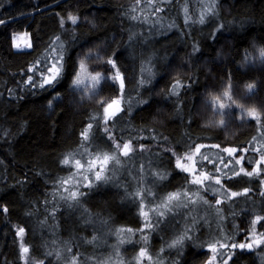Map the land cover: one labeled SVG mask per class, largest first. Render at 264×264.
Listing matches in <instances>:
<instances>
[{
	"label": "trees",
	"instance_id": "16d2710c",
	"mask_svg": "<svg viewBox=\"0 0 264 264\" xmlns=\"http://www.w3.org/2000/svg\"><path fill=\"white\" fill-rule=\"evenodd\" d=\"M70 14L78 17L75 25L68 19ZM150 18L155 19L153 26L148 25ZM0 20L5 21L0 24V264H69L73 253L77 259H87L82 264H96L79 253L83 229L69 205L86 195L73 200L69 190L62 192L66 185L61 181L68 180L72 172L62 161L82 160L80 153L97 142L94 132L99 135L101 151H114V143L109 145L104 139L102 102L105 106L122 94L117 95L111 80L101 85L73 86L81 60L93 74L103 73L113 52L119 57L126 91L137 86L147 59L154 77L138 96L142 104L131 114L125 107V114L113 119L114 127L110 128L114 141H131L137 150L144 145L135 154L143 159L145 154L155 155L158 166L168 165L163 177L169 173L162 187L145 191L137 204L120 216L123 220L138 214L135 231L132 225L123 224L124 233H130L134 243L124 255L145 247L151 259L143 264H169L164 259L170 260L171 255L159 251L165 248V239L149 235L142 243L138 231L143 226L142 212H148L149 194L167 197L169 192L188 191L192 195L190 177L175 166L176 155L182 158L189 151L199 171L219 177L223 185L241 195L231 197L213 179L198 188L188 203L196 205L202 227L189 231L192 239L180 244L181 251L170 264H205L209 242H243L246 232L249 239L260 238L264 228L256 224L253 237L250 227L257 215L264 216V163H259L260 174L252 177H236L234 172L220 170L232 168L231 155L223 151L228 147L240 149L236 153L246 157L247 170L248 159L256 160L253 144L264 136V127L246 111L242 119L241 108L237 107L255 108L264 114V62L260 58V49L264 48V0H203V5L199 0H0ZM150 26L157 37L134 53L133 37ZM18 33L28 36L32 45L29 50L13 48L12 40ZM194 46L199 47L198 52H193ZM61 55L67 60L65 78L55 89L45 85L48 90L44 91L39 84L48 73L36 70L49 67ZM28 76L33 77V83ZM249 84L255 85L251 91ZM228 91L231 101L225 95ZM215 96L226 105L231 103L234 115L220 116L211 107ZM222 119L224 124L220 123ZM89 123L93 127L88 142L81 133L90 130ZM201 143L205 145L201 153L207 160L194 151ZM216 144L220 147H213ZM260 149L264 155V146ZM118 157L125 166L127 157ZM119 183L130 184L125 178ZM245 187L251 189L246 195L242 191ZM92 188L80 190L98 206L106 207L115 199L124 201L134 194L130 188L90 194ZM217 199L222 203L216 204ZM110 215L103 214L101 220ZM20 227L25 229L23 235H18ZM96 241L93 236L91 255L97 249L101 251ZM22 244L29 248L28 253L22 252ZM238 264H264V244L246 250Z\"/></svg>",
	"mask_w": 264,
	"mask_h": 264
},
{
	"label": "rangeland",
	"instance_id": "374dc122",
	"mask_svg": "<svg viewBox=\"0 0 264 264\" xmlns=\"http://www.w3.org/2000/svg\"><path fill=\"white\" fill-rule=\"evenodd\" d=\"M164 1H171V0H164ZM201 5H203V0H199ZM198 3V1H197ZM155 11H152V16L158 18L157 14L154 13ZM149 23L148 25H152L155 22V19H148ZM71 25L72 24L70 20ZM152 26L148 27L144 32L138 33V36L136 35L133 37L132 42V49L134 53H137L145 44H148L150 40H153L155 37H157L156 32L152 29ZM153 30V31H152ZM13 48L17 50H29L31 47H28L29 44H31L30 40L28 39V36L26 33H18L13 37L12 40ZM19 45V47H17ZM141 46V47H140ZM146 59V58H145ZM59 60H54L51 62L50 66H58ZM48 75H51V73H48ZM77 75L79 76L80 83H74L73 86H81L85 84L94 85V82L92 80V75H94L90 69L86 66H84L83 69L78 70ZM153 70L151 66V61L147 59L145 63L143 62V65L140 69L139 77L137 80V86L130 91H126L124 89V93L122 94L121 98V106L122 111H120L117 114L118 117L122 116L124 108L126 107L128 114H131L133 110H135L137 107H139L142 104V100L138 97L141 93L142 89L146 88L153 80ZM76 79V77H75ZM74 79V81H75ZM145 81L143 85L141 86V81ZM118 83V82H117ZM125 95V97H123ZM107 105H105L106 107ZM125 114V113H124ZM123 114V115H124ZM114 119V118H113ZM114 119V120H115ZM104 120V113L102 110L101 114V121ZM91 130H88V133L90 132L91 137ZM93 136L95 137L96 144L91 145L84 149L80 154L81 156H84L82 158L81 163L85 165L83 169H78L75 165V160L77 159H69L70 163L69 166L72 169L71 172V179L68 178V183L65 184V187H62V192H67L65 189L67 188L69 192L71 191H77L78 187L80 185H83L85 183V177H88L90 175V166L89 161H97V163L100 164L101 167H103L104 171L101 173L102 176H108L110 179H108L106 182H96L94 179V175H92V181H93V190L90 191V194L94 192H109L111 191L114 193V191L118 190H125L127 188L132 189L133 196L131 195L128 198H125L124 201L115 199L114 202H111L109 206H98L94 203H92L89 198L90 195L87 193L85 196V199L82 198L81 201L75 200L71 204L72 206L71 211L73 212V215H77V218L80 221L81 228L83 229V233L81 236V239L79 240V253H81L82 257L87 256L89 263H96V264H143L145 262H149L150 259L148 258V254L140 258L139 252L142 248L136 249L133 254H129L127 252L126 255H124V251L127 250L128 246L132 244L131 240V234L130 233H124L123 224H129L132 225L134 228V231L137 229V224L135 222V218L138 216V214L135 212L134 217L131 219L123 218V220L120 218L122 214L127 212L128 210H131L133 206H135L138 202L139 196L138 193H145L147 190L151 189H158L164 185V182L167 180L168 172L163 177L162 173L163 171L168 170L167 167H162L161 165L158 166L159 159L155 155H151L148 157V155H144V159L141 155L135 154L138 153L137 151H140L141 148L139 147V150L135 148V146L132 145V151L130 152L129 158L125 160V166L120 164L121 158H124L122 153V144L121 148L117 149L115 147L114 143V151H101L99 148L98 141L100 140L98 133L94 132ZM93 137V139H94ZM97 139V140H96ZM104 139L106 140V137L104 136ZM91 140V138H90ZM89 142V140H88ZM112 143V142H111ZM128 143V142H126ZM253 150L256 152V160L250 161L248 159L247 163L249 166L248 171H252L258 163L261 162V156H264L261 153V147L264 146V136L260 135L255 143L253 144ZM96 155H93L95 153ZM102 153H99V152ZM107 154L109 157H112V159L109 160V163L107 165L102 164L103 156ZM193 155V154H192ZM186 155H184L181 158V163H183L185 166H189L191 164V161L187 160L185 158ZM243 156L242 154L235 153L234 155H231L232 159V168H229L227 170H219L220 173H230V172H236L239 171L241 166L244 167V161L246 160V157H244L242 165L240 163H237L236 160L238 157ZM194 157V155H193ZM99 158V160H97ZM148 158V159H147ZM176 159V158H175ZM117 160L119 163H117ZM175 166H176V160H175ZM198 172H201L198 170ZM141 174V175H139ZM187 174V173H186ZM243 174V173H241ZM188 175V174H187ZM235 175V174H234ZM163 177V179H161ZM190 177V176H189ZM125 178L129 181L130 184L124 185L120 184L119 181ZM190 179H192L190 177ZM208 179L205 180V182ZM191 182V180H190ZM204 182V183H205ZM191 191H193L192 195L189 194L188 191H181L178 192V196L173 199L169 200L168 196H152L149 194L147 196L146 203L148 204V212H146L147 215H142L143 219V225L147 221L150 224H156L157 220H160L161 223L156 224L155 227H149L147 229L141 228L138 233L142 236V243H144L145 239L144 237H147L149 235L154 236L156 238H163L166 241V245L164 249H160L159 251L165 252V254L171 255V259L165 258L164 261L167 263H171L172 259H175L179 252L181 251V245L177 244L174 247H169L170 244L174 240H177L179 237H182L185 235L187 231V235L189 236V231L192 229L199 228L202 224V220L196 215L195 207L196 205L193 203H188V198L190 199L191 196L195 197V191L198 192L201 189L203 185H193L191 183ZM123 187L122 189H120ZM177 187V186H175ZM95 188V189H94ZM217 188V187H216ZM176 192V191H175ZM215 192L221 193L222 192L219 189H215ZM172 192H169L167 195H169ZM116 197V196H115ZM164 205H167L166 207ZM163 212L164 216L160 217V213ZM75 213V214H74ZM99 213L101 215H99ZM109 213L111 214L106 218L105 220H101V216L103 214ZM152 220V221H151ZM152 222V223H151ZM193 222H195V227L193 225ZM133 231V232H134ZM148 232H150L148 234ZM125 234V240L123 239V235ZM94 236V238L97 240V244L100 245L101 251L98 252L97 247L95 249V253L91 255L90 248L92 245L91 239ZM133 239V238H132ZM124 240V241H121ZM102 243V244H101ZM134 244V243H133ZM96 246V245H95ZM59 247V246H58ZM144 247V245H143ZM60 248V247H59ZM131 249V248H129ZM145 249V247L143 248ZM146 251V249H145ZM158 251V250H156ZM246 251V250H245ZM207 261L208 259L213 256L214 254L211 253L207 248ZM147 253V252H146ZM62 255H64L62 253ZM219 256H217V261L214 262V264H217L219 261ZM78 264H82L84 262H87L86 258H82V260L77 259ZM207 261L205 264H207Z\"/></svg>",
	"mask_w": 264,
	"mask_h": 264
},
{
	"label": "snow or ice",
	"instance_id": "6c2138e0",
	"mask_svg": "<svg viewBox=\"0 0 264 264\" xmlns=\"http://www.w3.org/2000/svg\"><path fill=\"white\" fill-rule=\"evenodd\" d=\"M68 19L71 20L72 24H76L78 17L75 15H69ZM133 19H135V17H133ZM4 20H0V24L4 23ZM204 20L203 18H201L200 23H203ZM64 21H61V25L63 26ZM222 27V26H221ZM218 30V29H217ZM131 38V37H130ZM57 39H59V37H57ZM72 40L75 41L76 37L73 36ZM17 47H19V45H17ZM28 47H32L31 44L28 45ZM199 51V47L198 46H194L193 47V52H198ZM98 58V57H97ZM260 58L261 61L264 62V48L260 49ZM118 60L119 57L116 55L115 52L112 53V55L106 60V65H105V70L104 72H100V71H94V75H92V80L94 82V85H101L102 83H108L109 80L112 81V87L113 89L116 91L117 95H121L124 93V89H125V78L123 76V74L121 73V70L118 66ZM67 64V60H65V57L63 55H61L59 57V63L58 66H49L46 67L45 69H37L36 71L41 72L42 74L44 73H51V75H46L45 78L40 82L39 87L41 89H43L44 91H47V87H45V85L52 87L53 89L56 88V85L59 84L61 82L62 79L65 78V73H66V66ZM110 66V67H108ZM79 68L83 69L84 68V63L81 60L79 63ZM114 70V71H113ZM73 74H75V68L73 69ZM28 81L29 83H33V77L32 76H28ZM117 82H118V87H117ZM145 81H141V86L143 85ZM74 83L79 84L80 83V79L79 76L76 75V79L74 81ZM177 83H180L179 81H177ZM35 86V84H34ZM173 89H175L176 85L174 84ZM188 87H191V83H189ZM228 89H231V85L229 84ZM248 89L251 91L252 89H254L255 85L253 84H249L247 85ZM102 87L100 88V91H102ZM185 91H187V88L185 89ZM98 94V93H97ZM225 95L228 96V99L231 101L232 100V96H231V92L228 91L225 93ZM217 101H221V98L219 96H215L212 98V104L211 107H213L214 109H217L219 112L220 116H232L234 115V113H232L230 111L231 109V103L226 105L224 102H219L217 104ZM104 102H102V107H103V113H104V120H103V133L105 134L106 140L105 143H108L110 145L111 142H115V147L117 149L121 148V142H116L114 141V137L110 128V125H112L114 127V122H113V118L117 117L118 112L122 111L121 108V100L119 98L117 99H111L110 102H107V106H103ZM237 107L241 108V118L243 119V116L245 114V111L247 112V115H249L250 117H252L253 119L257 120V122L260 124L261 127H264V114L258 113L256 111L255 108L252 109H247L245 110L242 106L237 105ZM221 124H224V120L222 119L220 121ZM87 127L89 129H91L93 127L92 123H89L87 125ZM83 139L85 141L90 140V133L88 132H84L81 133ZM145 146L144 145H140L141 150H143ZM205 145L204 144H199L197 146H195L194 151L197 154H201L203 159L207 160L208 157L207 156H203V154L201 153V149L204 148ZM213 147L219 148L220 145L216 144L213 145ZM189 148H191V146H189ZM240 149L237 148H224L223 151L229 153V155H234L237 151H239ZM132 151V142L129 141L128 143H123L122 144V153L124 157H129L130 152ZM243 151H247V149H244ZM174 155H176L174 153ZM185 158L189 161H191V164L189 166H185L183 163H181V158L179 155H176V168L179 169L180 171L187 173L188 176H190L191 179V183L193 185H203L206 179H213L215 181V185H221L222 187H224L225 192L230 193L231 197H238L241 195L240 191H234L232 190L230 187L225 186L222 184V181L219 177H214V176H210V174L208 172H198V168H197V161L194 159L193 155L191 154V151H189ZM112 159V157H109L107 154H105L103 156V160H102V164L103 165H107L109 163V160ZM97 160H99V158H97ZM244 160L243 156H240L237 158L236 162L240 163L242 165ZM261 162L264 163V156H261ZM62 163L64 165H69L70 161L69 159H64L62 161ZM117 163H119V161L117 160ZM75 165L78 169H83L85 167L84 164L81 163L80 159L75 160ZM89 166H90V175L88 177H85V183L83 185H80L78 187L77 191H71L70 192V199H77V197H83L84 195H87V193L85 191L80 190L81 188H91L93 186V181H92V175H94V179L96 182H102V181H107L108 179H110L108 176H102L101 173L104 171L103 167L100 166L99 163H97V161H89ZM218 170V169H217ZM241 173H243L245 176L248 177H252L254 173H256L257 175L260 174V164L258 163L256 165V167L252 170V171H247L243 166H241V168L239 169V171H236L234 174L236 177H239L241 175ZM188 177H185V179L187 180ZM161 179H163V177H161ZM62 184H67L68 181L67 180H62L61 181ZM261 183L264 184V179H261ZM207 187L212 188L213 191H215V188L212 185H208ZM251 189L248 187L243 188V194H247ZM65 191H68V189L66 188ZM138 195H142L141 193H138ZM153 196H155V193H152ZM178 196V193L173 192L171 194H169L168 199L171 201L173 199H175ZM205 203H207V201H205ZM216 204H221L222 200L217 199L215 201ZM70 207L72 205H69ZM143 204L140 205L141 208H143ZM165 207L167 205H164ZM3 212H8V208L5 205L3 208ZM142 215H147L146 213L142 212ZM160 217L164 216V213L161 212ZM264 220V216H260L257 215L255 217V220L252 222V225L250 227V230L252 231L253 237H255V225L256 224H260L261 228H264V223H261V221ZM161 223L160 220L156 221V224ZM207 223V221H206ZM156 224H150L149 222H145L144 225L142 226L143 228L147 229L149 227H155ZM194 227L195 222H193ZM202 227V225L200 226ZM128 231H133V229L129 228ZM190 231V230H188ZM25 232V229L23 227H20L18 229V235H23ZM145 240H147V237H144ZM185 239H189L191 240L192 237L187 235V231L185 233L184 236L179 237L177 240H174L172 242V244L169 245V247H174L177 244H182L183 241ZM197 239H199V237H197ZM195 242V241H193ZM264 244V233H260V238L259 239H249L248 238V234L247 232L245 233V238L243 240V242H232V243H222L219 240L215 241V242H209L208 243V250L213 253L214 255L211 256L208 261L207 264H214V262L217 261V256H219V261L217 262V264H229V262H231V264H238V261L240 259V257L242 256V254L245 252V250L251 251L253 250L254 246L258 247L260 245ZM21 249L23 253H28L29 252V248L25 247L23 244L21 245ZM221 249H228L229 252L225 253L224 251H221ZM147 255L145 249H141L139 252V257L143 258ZM226 257V258H225ZM233 257H235L236 259H233ZM149 259H151V257H148ZM27 264V261H26ZM37 264H43V261H39L37 262ZM49 264H51V262L49 261ZM69 264H78V260H77V254L73 253V258L71 259V261L69 262Z\"/></svg>",
	"mask_w": 264,
	"mask_h": 264
},
{
	"label": "water",
	"instance_id": "95a60500",
	"mask_svg": "<svg viewBox=\"0 0 264 264\" xmlns=\"http://www.w3.org/2000/svg\"><path fill=\"white\" fill-rule=\"evenodd\" d=\"M121 108H122V106H121ZM119 113V112H118Z\"/></svg>",
	"mask_w": 264,
	"mask_h": 264
}]
</instances>
